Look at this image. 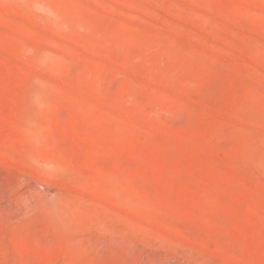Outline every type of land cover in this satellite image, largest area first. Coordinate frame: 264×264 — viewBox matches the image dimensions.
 I'll return each mask as SVG.
<instances>
[{"label":"rangeland","instance_id":"obj_1","mask_svg":"<svg viewBox=\"0 0 264 264\" xmlns=\"http://www.w3.org/2000/svg\"><path fill=\"white\" fill-rule=\"evenodd\" d=\"M0 264H264V0H0Z\"/></svg>","mask_w":264,"mask_h":264}]
</instances>
